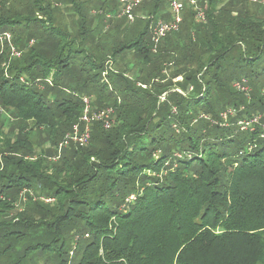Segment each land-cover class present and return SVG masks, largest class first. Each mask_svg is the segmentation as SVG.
I'll list each match as a JSON object with an SVG mask.
<instances>
[{
	"label": "trees",
	"instance_id": "1",
	"mask_svg": "<svg viewBox=\"0 0 264 264\" xmlns=\"http://www.w3.org/2000/svg\"><path fill=\"white\" fill-rule=\"evenodd\" d=\"M23 1L33 13L22 9L8 18L3 0L0 33L14 29L15 43L27 49L20 34L33 26L42 42L6 72L0 68V106L35 130L13 142L3 133L6 123L13 134L12 123L0 122V213L25 204L32 193L56 205L49 208L41 199L35 204L48 209L26 207L9 222L0 217V264H264V122L245 132L238 126L264 113V97L254 94L248 102L246 93L228 88L248 80L254 91L264 83L261 14L246 0H200L208 4L207 23L196 24L188 10L180 32L164 38L154 52L150 21L104 57L92 52L94 26L86 28V20L80 29H62L50 5L72 4L67 13L75 19L82 2L96 0ZM162 1L146 0L136 13L154 17ZM169 52L180 56L179 65L201 72L182 86L188 92L191 85L194 93L158 101L150 111H158L155 117L122 111L119 102L125 107L150 95L138 82L133 88L125 69L129 56L138 58L136 78L145 85L174 60ZM120 57L126 63L104 82L106 64ZM73 82L77 89L70 88ZM107 88L109 98L95 99L96 90ZM84 97H92L93 112L114 108L120 125L111 133L114 127L92 124L91 147L70 145L54 161L84 113ZM228 109L236 113L224 125L221 115ZM36 130L47 134L41 141L52 144L50 161L18 157L19 151L26 157L35 149ZM66 225H75L77 233L63 235ZM42 226L44 239L31 238Z\"/></svg>",
	"mask_w": 264,
	"mask_h": 264
},
{
	"label": "rangeland",
	"instance_id": "2",
	"mask_svg": "<svg viewBox=\"0 0 264 264\" xmlns=\"http://www.w3.org/2000/svg\"><path fill=\"white\" fill-rule=\"evenodd\" d=\"M6 4H7V9L6 12L9 13L8 14V18H12V16L18 14L19 11L23 10H27L29 11L31 14L33 13V9L30 8V6L25 5L23 0H6ZM146 1V0H145ZM106 1L104 0H96L93 2H89L84 4L85 2H82V4H80L79 6V11H76V15H75V19L72 18V16L68 15V11L70 10V5L69 3H62V2H54L51 3V9L53 13H56L57 16H59V22H60V27L62 29H68L70 31H73L74 29H80L81 27L84 26L85 21L87 20V25L86 28H94V37H93V42H90V44L93 46L95 50H93L92 52L97 55H107L109 53H113V50L116 48V45L121 44V43H125V38H130L132 37L133 34L135 33H139L141 30L142 26H146L147 22L154 23L157 22L158 20H164V18L168 21H171V17L169 14V1L168 0H163L162 4L160 6V8L158 9V11L156 12V15L154 16L153 19H148L147 17H149L148 15H144V17L142 16V18L138 15V18L143 19V20H138L136 19V23L134 24H130L126 18H116L118 12H120V4H113L112 2L109 3H105ZM246 3L248 4L249 8L252 9H256L262 16V18L264 19V0H246ZM206 5H208L206 3ZM102 8L105 9V11L103 13L102 12ZM138 14V13H137ZM187 14V12H186ZM185 14V15H186ZM234 16H237L236 13L233 14ZM110 18V19H108ZM118 19V20H116ZM93 22V23H92ZM207 23V22H206ZM200 25V24H199ZM56 27L59 28V25H55ZM20 28L19 30H23L22 26H15ZM7 28H10L9 26H7ZM22 28V29H21ZM26 31L22 32L20 34L22 40L24 41V43L26 44V46H28L27 49H23L22 47H20V45L18 46L15 41H14V36L16 35L14 33V29H10L8 31H6L7 33H10L12 35V46L14 47V49L16 51H18L19 53H22V57L21 58H17L15 56L12 55V51L11 48L9 47V45L4 44L3 46H1L0 48V56H4L3 57V61L1 62L0 68L3 69L4 72H6L14 63H17V61L21 60L23 57L26 58V56H28L31 52L32 49L36 50L38 48V46L40 45V43L42 42V35L40 34V31H37L33 26H31L30 28H25ZM42 30V29H41ZM32 42H34V44H32ZM183 42V41H182ZM183 44V43H182ZM174 57V60L166 62L163 65V72L161 73L160 78H157L153 81H151V83L149 84H142L139 82V79L136 78V76L138 74H140V68L136 69L135 67L138 66V58L134 57V61L133 58L129 56V67L128 69L125 67L127 73L129 74V77L131 78V81L134 85L133 88H137V82H138V87H140L142 90L147 91L148 94L150 95H146L142 98V101L138 100V103L135 101V104L132 103H127V105H125V107L123 106V103L119 102V106L122 105V111L123 110H127L129 113H132L133 115L137 116V117H143L144 119H147L149 117H151L150 115L153 114L152 116L155 117V115H157V112H152L150 113V111L155 108V105L157 104V102L159 101V105L166 103L165 101L168 100L169 96L171 94H180L182 97L187 96L189 94L194 93L195 89L193 87H191L190 85V89L188 92H186L183 89V84L185 82H187V78L190 80L192 77L197 76L200 77V73L201 72H197L198 68H193V67H189V69H191V71H189V69H187L186 67H184L182 64H178L180 62L178 54L175 53H171L169 52V57ZM163 57V56H162ZM164 60V58L162 59V61ZM126 63V61H122V58L120 57V60H118L116 63H113L112 61L106 64V68L108 70H105V72L102 74V80H104V82H106L108 80L109 77V73H114V72H119V70H121V67H123V65ZM83 66V64H82ZM135 68V69H134ZM125 69H122L123 71H125ZM134 69V70H133ZM151 68L149 67V70ZM131 70V73H129ZM191 72V73H190ZM126 73V72H125ZM177 74V76H175ZM140 78L142 79V75H140ZM22 81H25L24 78L21 79ZM51 80V79H50ZM144 82L145 80L142 79ZM248 81V80H247ZM148 83V82H147ZM249 87V93L245 94L246 97L248 98V102L252 101V97L254 94H257L256 97H258V94L262 92V97H264V83L263 81H259L257 83L256 88L253 87L254 91L252 90L249 82L246 83ZM70 88L73 89H77L75 82L72 83V86H70ZM228 88L233 89L234 85L232 87V83L228 84ZM138 92H141V90H139ZM95 99L98 100L99 96H103L104 98H109V92H108V88L104 91L101 90H96L95 92ZM260 96V95H259ZM261 97V96H260ZM94 98V97H93ZM254 98V97H253ZM90 100H93L92 97L90 98ZM156 100V103H150L151 101ZM110 104H114L115 103V98H111L109 99ZM133 105V106H130ZM241 107V106H239ZM261 108V107H260ZM264 108V106H263ZM92 109V106H91ZM109 109H113L115 111L114 108H109ZM0 112H3V110L1 111V106H0ZM174 113H176L175 111H173ZM260 112V111H259ZM258 113V111H257ZM126 113H124L123 115H125ZM263 119H264V113H259ZM256 115V114H255ZM115 122L113 125V129L110 131L111 133L114 132V130H116L119 125L120 122H118V119L116 117V111H115ZM3 119H8L12 125H13V134L11 135L8 130L10 129L5 122L4 125V129H3V133L8 135V137H12V141L14 142L18 136L22 135L25 136L27 131L35 130V128L33 127V123H28L27 127L20 123L17 122L16 119H14L12 116H10L9 114L5 113V111L0 114V122ZM264 121H262L263 123ZM1 125V124H0ZM33 127V128H32ZM43 131V130H42ZM37 135V138H35L34 143V150H32L31 152H28L27 154H23L26 157H23L20 152V155L18 156L19 158H22L25 161H37V159L42 156V160H49L50 161V157L48 156L47 152H49L52 149V144L50 141H41L40 137H42L44 140H47V134L42 133L41 136H39L38 131L36 130L34 132ZM109 134V133H106ZM11 141V142H12ZM12 142V143H13ZM74 149L78 150V148L76 146H72ZM91 147V144L88 146ZM2 161V160H1ZM92 162H95V160H92ZM48 173H52V170L48 169ZM27 194H23L22 198L25 199L26 201V196ZM32 199L29 198L28 201L24 204L23 203H17L14 205V208L12 211L8 212L7 214L4 213H0V217L2 219V217L4 218V220L12 221L15 219L16 214L18 212H24V210L26 209V207H29L30 210L39 207L37 210L40 211H44V208H47L49 206H46L45 204L39 202L37 204L36 201H40L42 199V195L41 196H37L36 194L32 193L31 195ZM5 200V199H3ZM37 205V206H36ZM54 205H56L55 203H51V207L52 208ZM35 210V211H37ZM42 217V215H40V218ZM77 227L75 225H66L65 227L61 228V232L63 235H66L67 237H70L71 234L73 235V233H77ZM43 226L37 230H35L34 232L37 233H32L31 231V238H36L39 239L40 241L44 239L43 236H46V234L44 233V231L42 230ZM76 230V231H75ZM50 240H54V238L52 237V235H50ZM72 243V242H71ZM71 243L68 242L66 248H65V254H68L69 251L71 250Z\"/></svg>",
	"mask_w": 264,
	"mask_h": 264
},
{
	"label": "built area",
	"instance_id": "3",
	"mask_svg": "<svg viewBox=\"0 0 264 264\" xmlns=\"http://www.w3.org/2000/svg\"><path fill=\"white\" fill-rule=\"evenodd\" d=\"M145 0H117L120 4V12H118L116 18H126L130 24H133L138 18L136 13L137 9L142 5ZM3 0H0V7ZM207 5L201 3L200 0H169V14L171 21L158 20L151 24L152 41L154 43V52L157 50L158 44L166 38L168 35L177 34L181 30V25L184 22L185 13L190 10L194 14V21L196 24H203L207 21L206 15ZM149 17L148 19H153ZM12 35L4 32L0 33V44L9 45L12 51V55L20 58L22 53H19L12 46ZM34 44V42H32ZM247 81L236 82L234 87L237 91L248 94L249 87L246 84ZM85 104V110L80 118L79 122L73 127V130L66 135L64 140L58 147V156L53 160H59L61 153L64 149L70 145H76L80 148H85L89 145L91 140V128L94 123H101L106 130H110L115 122V111L113 109H107L103 111L93 112L91 109V100L88 97L83 98ZM2 111V109H1ZM235 109H228L221 115L222 121L227 125L229 116L235 115ZM263 117L261 115L239 122L238 126L241 131L252 130L253 127L262 125ZM42 201L46 203H52L53 200L42 198Z\"/></svg>",
	"mask_w": 264,
	"mask_h": 264
},
{
	"label": "crops",
	"instance_id": "4",
	"mask_svg": "<svg viewBox=\"0 0 264 264\" xmlns=\"http://www.w3.org/2000/svg\"><path fill=\"white\" fill-rule=\"evenodd\" d=\"M169 1V0H168ZM138 15L142 18V16L144 17L145 14H143L142 12H138Z\"/></svg>",
	"mask_w": 264,
	"mask_h": 264
}]
</instances>
